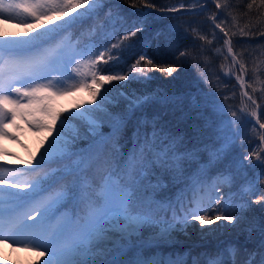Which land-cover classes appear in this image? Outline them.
Returning <instances> with one entry per match:
<instances>
[{"label":"snow or ice","instance_id":"6c2138e0","mask_svg":"<svg viewBox=\"0 0 264 264\" xmlns=\"http://www.w3.org/2000/svg\"><path fill=\"white\" fill-rule=\"evenodd\" d=\"M210 5L213 39H222L230 61L224 79L235 78L251 111L238 116L229 96L217 99L224 91L219 75L216 93L131 89V82L149 79L142 62L172 76L208 51L198 41L213 40L181 28L197 21H165L202 15ZM254 5L257 0L246 7ZM234 6L231 0L163 6L156 0H0V19L32 25L0 35V137L16 139L9 126L19 128L18 119L51 137L23 167L0 163V238L43 249L40 264H264V107L254 98L257 89L245 88L251 53L243 47L257 37L264 41V30L226 28ZM154 14L162 19L149 25ZM149 27L157 47L172 50L173 63L141 54L127 72H113L111 62L119 64ZM81 64L89 67L90 82ZM252 76L259 81L255 69ZM79 88L90 90L86 104L52 109L53 96ZM246 118L259 125V143L236 156L238 125ZM197 228L214 247L187 255L162 251Z\"/></svg>","mask_w":264,"mask_h":264},{"label":"trees","instance_id":"16d2710c","mask_svg":"<svg viewBox=\"0 0 264 264\" xmlns=\"http://www.w3.org/2000/svg\"><path fill=\"white\" fill-rule=\"evenodd\" d=\"M158 6H163L164 4H174L175 0H156ZM223 3L224 0H221ZM234 5L231 9V16H228L225 21V27L231 31H237L240 27H244L245 24H250L264 30V7H257L259 0H257V5H254L252 10H248L246 5L251 2V0H231ZM213 11H216L214 6H208L207 10L202 15L193 16L188 13L177 14L179 19L173 20L168 19L165 22L168 24L181 23L185 21H197L198 24H192L191 27L187 23H181V28L188 29L191 33L192 28H196L197 32L202 36H207L208 40H213L211 45L206 44L205 41H198L199 44L203 45L208 49L204 52V55L197 57L195 59H189L186 63L179 66L178 71L173 73L172 76H168L166 72H162L157 68H152L151 66H145L142 62L140 67L144 68V71L148 74L149 79H147L143 84H138L136 82L130 83V88H146L147 90L154 91L160 90L162 92H167L168 94H181V93H207L217 92V86L215 83L216 76L219 75L222 83L219 85L220 88H223L224 91L217 95V99L222 100L223 96H229L230 99L227 101V104L231 106L233 111H237L238 116L241 115V109L244 113L251 111V104L247 101V98L242 99V90L239 86V83L232 77L230 80L224 79L223 72L230 66V61L224 60V55L226 54V49L223 47L222 39H213L211 24L212 21L207 18L211 15ZM235 17V20L232 19ZM223 18V17H222ZM162 18L158 14H154L151 18L148 19V24L152 25L154 21L158 22ZM217 36H222L219 33V30H216ZM193 36L196 33H192ZM68 41L74 42L75 38L69 36L67 37ZM135 45L133 48L125 51L121 54V59L119 64L115 62L112 63L113 72H127L132 64L138 59L139 55L147 54L149 58L153 59L156 64L168 65L173 63V53L172 50L166 47H157L156 42L152 38V28L149 27L148 31L142 34V38L138 35L137 38H133ZM256 44L249 45L244 43L243 47L247 48L251 53L250 57H246V62L248 65V74L245 75L246 85L251 84L252 87L257 89V93L253 94L254 98L257 99L258 103L262 104L264 107V100L261 99V90H264V49L257 47L258 44L264 43L260 40L259 37L255 38ZM81 42L85 41L84 37L80 38ZM246 41L247 38H244ZM186 41L185 43H189ZM185 44H181L180 47L183 48ZM241 45L236 44L234 40V49L239 51ZM216 49L221 51L218 53ZM113 55H116L115 53ZM199 59V63H197ZM205 60L207 62H205ZM224 65V68H221V65ZM87 70L88 82L91 80L89 75L90 69L87 65H84ZM107 67V66H106ZM256 70V74L260 76L259 81L255 80V77L252 76L253 70ZM205 80L213 81V83H205ZM129 83V82H121ZM105 87H109L108 85ZM90 93V90L87 88ZM123 90V89H122ZM250 91V89H248ZM103 91V89H102ZM232 93H235L233 96ZM114 94V93H113ZM90 95V94H89ZM206 114L210 115L212 119H216L215 114L212 112L211 108L206 110ZM226 119H231L230 113L226 114ZM262 122H264V116H262ZM239 136L236 139V145L233 151V154L236 156L246 155L248 152L252 151L253 148H256L259 143V125L255 124V120L246 118L239 125ZM242 145V146H241ZM251 176L252 173L249 172ZM224 191V189H222ZM214 245L201 244L197 245L196 243L192 244H177L175 243L174 247L163 249L162 251L165 254L175 252L177 254L187 255L188 252L193 254L197 252H202L206 249H210Z\"/></svg>","mask_w":264,"mask_h":264},{"label":"rangeland","instance_id":"374dc122","mask_svg":"<svg viewBox=\"0 0 264 264\" xmlns=\"http://www.w3.org/2000/svg\"><path fill=\"white\" fill-rule=\"evenodd\" d=\"M30 27H32V25H29V28ZM29 28H26L24 24L20 22L7 18L0 19V35L6 33H23L28 31ZM80 71L83 72L87 78V71L83 64L80 65ZM89 94L86 88H79L71 92V94L53 96L49 103L53 110L63 111L64 109H72L73 106L78 103L84 102L86 104V102L90 100ZM35 115L37 117H42L40 113H36ZM43 118L48 119L46 117ZM17 123L20 124L19 128L11 125L9 126V130L16 135V139L0 137V163L13 167H23L22 161L36 156L38 149L41 148V143L45 141L46 137L49 139L51 137L47 130L37 131L32 129L23 120L18 119ZM221 233L223 234V230H221ZM175 243L181 245L192 243H196L197 245H215L214 240H202L198 228L190 231L187 236H177ZM40 251H43V249ZM40 251L34 250L31 247L26 248L23 245L14 244L11 240L8 242L0 240V264H40L44 259V257L40 255Z\"/></svg>","mask_w":264,"mask_h":264}]
</instances>
